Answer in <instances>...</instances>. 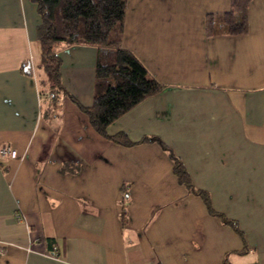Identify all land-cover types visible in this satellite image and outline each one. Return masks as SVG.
<instances>
[{"label": "crops", "instance_id": "obj_1", "mask_svg": "<svg viewBox=\"0 0 264 264\" xmlns=\"http://www.w3.org/2000/svg\"><path fill=\"white\" fill-rule=\"evenodd\" d=\"M229 4L126 0L120 46L162 87L107 126L126 146L66 97L40 98L35 5L0 0V146L17 155L0 160V264H264V0L244 34L208 36ZM56 55L89 106L97 49Z\"/></svg>", "mask_w": 264, "mask_h": 264}, {"label": "trees", "instance_id": "obj_2", "mask_svg": "<svg viewBox=\"0 0 264 264\" xmlns=\"http://www.w3.org/2000/svg\"><path fill=\"white\" fill-rule=\"evenodd\" d=\"M29 1L35 5L38 17L35 39L39 45L37 86L40 98L45 97L47 105H53L58 98L66 97L86 117L95 133L113 143L130 145L123 134L108 136L107 126L144 98L158 94L162 87L149 79L140 63L120 46L126 0ZM250 1L230 0L227 12L219 16L206 15V34L211 36L218 31L227 35L244 34ZM76 45L97 49L94 93L89 106L79 104L60 81L56 53ZM143 141L158 142L167 152L178 182L195 192L180 161L162 143L154 137Z\"/></svg>", "mask_w": 264, "mask_h": 264}, {"label": "built area", "instance_id": "obj_3", "mask_svg": "<svg viewBox=\"0 0 264 264\" xmlns=\"http://www.w3.org/2000/svg\"><path fill=\"white\" fill-rule=\"evenodd\" d=\"M17 157L16 152L14 149H12L8 144H3L0 146V160H6V159H15ZM15 221H20V216L15 215L14 216ZM49 258L56 260L57 259V253L55 252V248L53 247L51 252L47 255Z\"/></svg>", "mask_w": 264, "mask_h": 264}, {"label": "rangeland", "instance_id": "obj_4", "mask_svg": "<svg viewBox=\"0 0 264 264\" xmlns=\"http://www.w3.org/2000/svg\"><path fill=\"white\" fill-rule=\"evenodd\" d=\"M105 58V57H104Z\"/></svg>", "mask_w": 264, "mask_h": 264}]
</instances>
